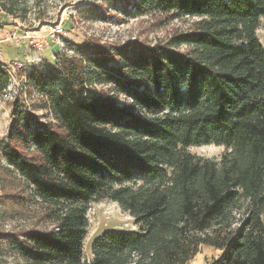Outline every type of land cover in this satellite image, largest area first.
Masks as SVG:
<instances>
[{"label": "trees", "instance_id": "1", "mask_svg": "<svg viewBox=\"0 0 264 264\" xmlns=\"http://www.w3.org/2000/svg\"><path fill=\"white\" fill-rule=\"evenodd\" d=\"M121 1L161 28L192 23L155 44L66 41L29 72L51 118L17 106L0 140V210L29 225L0 230L11 264H189L205 245L213 264H264V0ZM10 83L0 62V99ZM202 145L225 150H188ZM104 200L137 230L104 233L86 261Z\"/></svg>", "mask_w": 264, "mask_h": 264}, {"label": "rangeland", "instance_id": "2", "mask_svg": "<svg viewBox=\"0 0 264 264\" xmlns=\"http://www.w3.org/2000/svg\"><path fill=\"white\" fill-rule=\"evenodd\" d=\"M4 6L13 8L12 13L9 14ZM129 10L121 0H0V11L10 17V28L2 33L9 44L3 43L5 47L1 45L0 62L11 72L10 86L0 99V140L11 133L15 117L13 110L17 106L22 107L28 115H36L44 120L51 118L45 102L27 84V77L31 70L44 62L55 64L59 54H71L67 51L66 41L82 44L96 38L102 43L117 46L136 40L155 44L167 40L175 31L187 30L192 23L190 19L174 20L161 28L154 18L133 16ZM8 24L0 20V29H5ZM257 35L264 45V18ZM6 53L14 54V57L9 58ZM188 150L195 156L218 159L225 148L202 145L191 146ZM28 194L32 199L36 198L32 188ZM2 197L0 189V200ZM89 207V225L82 251L83 260L86 261L93 258V245L104 233L137 230L134 218L116 202L104 200L91 203ZM27 224L23 216L12 220L4 217L0 210V230L5 233L21 231L29 226ZM10 242L7 235L0 237V264L15 261ZM199 251L189 264H213L221 255L220 251L207 245Z\"/></svg>", "mask_w": 264, "mask_h": 264}, {"label": "crops", "instance_id": "3", "mask_svg": "<svg viewBox=\"0 0 264 264\" xmlns=\"http://www.w3.org/2000/svg\"><path fill=\"white\" fill-rule=\"evenodd\" d=\"M0 20H2L3 22H7V23H9L8 26H5V29H0V47H1V45H2L3 43L9 44V43H7V42H9V41H6V40H5V38H4V36L2 35V33H3V31L5 32L7 29L10 28V17H9L7 14H5L3 11H0ZM10 39L12 40L13 38H10ZM3 46L5 47L6 45L3 44ZM6 55H7V57H9V58L14 57V56H13L14 54H10V53H9V54L6 53Z\"/></svg>", "mask_w": 264, "mask_h": 264}]
</instances>
